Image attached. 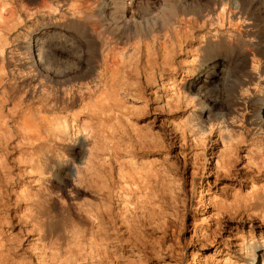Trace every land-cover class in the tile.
I'll use <instances>...</instances> for the list:
<instances>
[{
    "label": "rangeland",
    "instance_id": "obj_1",
    "mask_svg": "<svg viewBox=\"0 0 264 264\" xmlns=\"http://www.w3.org/2000/svg\"><path fill=\"white\" fill-rule=\"evenodd\" d=\"M223 1L0 0V264L245 263L241 237L264 238V160L248 152L264 149V0H239L238 15ZM61 28L84 68L33 87L35 67L15 66L29 45L14 39ZM100 44L105 81L82 100L67 83L89 75ZM216 62L225 79L201 89L234 118L203 133L211 105L195 78Z\"/></svg>",
    "mask_w": 264,
    "mask_h": 264
},
{
    "label": "bare ground",
    "instance_id": "obj_2",
    "mask_svg": "<svg viewBox=\"0 0 264 264\" xmlns=\"http://www.w3.org/2000/svg\"><path fill=\"white\" fill-rule=\"evenodd\" d=\"M163 1V0H162ZM176 1V0H175ZM172 2V0H168L167 3ZM225 4L229 5V9L230 12L234 13V14H240L242 13V5L239 2V0H224L223 1ZM161 3H166V2H161ZM214 3V2H213ZM112 4V2H111ZM110 4V5H111ZM221 6L223 5L222 2L220 3ZM170 5L171 4H167ZM165 6V5H164ZM173 6V5H172ZM176 6V5H175ZM185 6V5H184ZM226 6V5H224ZM166 8V6H165ZM170 8V7H169ZM168 11V9H167ZM172 11V9H171ZM175 12V11H172ZM169 12V13H172ZM165 13V12H164ZM161 14V13H160ZM159 14V15H160ZM176 14V13H175ZM178 14V13H177ZM233 14V15H234ZM162 15V14H161ZM165 15V14H164ZM179 15V14H178ZM201 15V14H200ZM236 15V16H237ZM158 16V15H157ZM181 16V15H180ZM241 16V15H240ZM155 17V16H154ZM147 18V17H146ZM151 18V17H150ZM158 17H156L157 19ZM204 18V17H203ZM236 18V17H235ZM121 19V20H120ZM118 21V25L122 26V29H130L131 27L136 28V27H140L145 21L141 20V19H131V20H126L124 18H120ZM144 19V18H143ZM148 19V18H147ZM146 19V21L148 22V20ZM159 19V18H158ZM157 21L159 22L160 20ZM181 19V18H180ZM188 19V18H187ZM111 20V19H110ZM154 20V19H153ZM182 20V19H181ZM186 20V19H184ZM238 20V19H237ZM241 20V19H239ZM167 21V19H166ZM202 21V20H201ZM245 21V18H242V22ZM199 21H196V19H189L186 21H183L182 24H184L185 26L189 27L192 24H197ZM225 22V21H224ZM238 22V21H237ZM113 23V21H112ZM156 23V21H155ZM201 23V22H200ZM209 23V22H208ZM240 23V22H239ZM115 24V22H114ZM202 25H205V22L202 21L201 23ZM151 25V24H150ZM156 26H158L156 24ZM144 27V26H143ZM146 28H148L146 26ZM145 28V29H146ZM62 29V28H61ZM168 29V28H167ZM185 29V28H184ZM132 30V29H131ZM140 30V28H139ZM143 30V28H142ZM187 32V30H186ZM237 32V31H236ZM94 33V32H93ZM189 33V32H188ZM215 33V31H214ZM221 33V32H220ZM247 33V32H246ZM207 34V33H206ZM211 34V33H210ZM209 34V35H210ZM228 34V33H227ZM20 35V34H19ZM71 35V34H70ZM214 35V34H213ZM232 35V33H231ZM234 35V33H233ZM241 35V33H239L238 31V36ZM21 36V35H20ZM97 36V35H96ZM188 37V34L186 35ZM242 36V35H241ZM240 36V37H241ZM185 37V36H184ZM227 40L229 39V36H226ZM244 37V36H243ZM249 37V36H248ZM13 38V37H12ZM71 38V37H70ZM97 38V37H96ZM208 38V37H207ZM235 38V37H234ZM21 39V40H20ZM18 38L14 39L15 43L14 47L19 48L20 49H25L26 45H29V49H30V58L28 60H26V58L24 57H19L15 58V51L14 48H11L12 50H14V52L9 51V55H10V59L14 56V58L16 59L15 62V66H21V67H26L25 65H32L35 67L36 72L38 73V75L40 76V78L36 79L34 78L33 80V87H37L38 84H40V79H47L48 81H54L57 79H64V78H68L70 75L74 74L75 72L82 70L83 67V56L81 54V50L79 52V50L74 49L73 44L70 42L69 39V31L66 29H62V30H57V31H53L51 33H47L46 35L44 34H38V33H32L31 31L29 33H27L25 36H23V38ZM235 40V39H234ZM13 41V40H12ZM138 41V40H137ZM237 41V40H236ZM235 41V42H236ZM101 42V41H100ZM139 42V41H138ZM201 42V41H200ZM213 42V41H212ZM218 42V41H217ZM12 44V42H11ZM105 44V42H104ZM217 44V43H216ZM222 44V43H221ZM75 45V44H74ZM139 45V44H138ZM135 45V48L138 49L140 47V45ZM145 45V43H144ZM143 45V46H144ZM228 45V44H227ZM104 46L105 45H99L98 46V52L100 55V59L96 62L95 65L92 66L89 75L85 78V79H73V80H69L67 85L69 84L70 86H77V92L76 95L83 100L82 96H83V92L88 90V86L90 84H94L96 86L100 85L101 83H104L105 81V71L106 69V60H107V53L105 55H103L104 53ZM147 46V45H146ZM201 46V45H200ZM215 47V46H214ZM245 47H247L244 51V53H249L252 54L255 52L256 49V44L255 41H253V39L249 40L247 42V44L245 45ZM109 48V47H108ZM202 48V47H201ZM10 49V50H11ZM135 49V50H136ZM198 49V48H197ZM200 49V48H199ZM17 50V53L18 51ZM218 50V48H217ZM108 51V49L106 50V52ZM26 52V51H25ZM136 53V52H135ZM134 55V54H133ZM246 56V55H244ZM238 57V56H237ZM238 59V58H237ZM256 59V58H255ZM207 60V59H206ZM13 61V60H12ZM106 61V62H105ZM258 61V60H257ZM254 62V61H253ZM89 63V62H88ZM255 63V62H254ZM202 64V63H201ZM92 65V64H91ZM259 66L261 69H264V61L260 60ZM86 67V66H85ZM91 67V66H90ZM257 67V66H256ZM18 68V67H17ZM87 68V67H86ZM206 68V67H205ZM224 68L223 65L219 62H216L214 64H212L209 68H207L204 72L199 73L197 75V77L195 78V82H201V84L197 87L196 90V94L194 95L196 97L197 100H203V101H208L210 102L211 107H209L208 111H203L201 113H198L201 115V120L199 121V123H195L194 127L196 126L197 128H199L200 130L203 131V133L206 132H212L213 128L216 126V131H217V127L222 126V128L224 130H229V126L232 124H230L229 120H232V118H228L226 117V114L222 113L219 111V109L217 110V105H218V100L216 99L215 95L212 93H206L202 91V87L205 86V84L209 83V82H214L210 79H212L213 77H216L217 75V79L220 81H223L225 79V74H224ZM15 69V68H13ZM23 71V70H22ZM13 72V71H12ZM107 72V71H106ZM216 72V73H215ZM19 73V72H18ZM251 73V72H250ZM15 74V73H14ZM216 74V75H215ZM227 74V73H226ZM253 74V73H252ZM4 75V74H3ZM12 75V73L10 74ZM36 75V74H35ZM255 75V74H253ZM258 75V74H257ZM18 76V75H17ZM22 76V75H21ZM76 76V75H75ZM259 76V75H258ZM227 77V76H226ZM9 78V77H8ZM27 78V77H26ZM25 78V79H26ZM243 78V77H242ZM5 79L2 78L0 80V84L2 83V81ZM83 80H85L86 82H84ZM260 80V79H259ZM43 81V80H42ZM5 82V81H4ZM216 82V80H215ZM66 83V81H65ZM223 83V82H222ZM27 84V83H26ZM49 85V84H48ZM64 85V84H63ZM85 85L87 86V88H83L82 86ZM193 84H191L190 87H188V89H190L192 87ZM58 86V85H57ZM84 86V87H85ZM91 86V85H90ZM55 87V86H54ZM195 87V86H194ZM239 87V86H238ZM4 88V87H3ZM2 88V89H3ZM52 88V87H51ZM58 88V87H57ZM61 88V87H60ZM68 88V87H67ZM90 88V87H89ZM241 88V87H240ZM249 88V87H248ZM36 89V88H35ZM48 89V88H47ZM54 89V88H53ZM66 89V88H65ZM94 89V88H93ZM251 89V88H250ZM4 90V89H3ZM27 90V89H26ZM37 90V89H36ZM68 90V89H67ZM244 90V89H243ZM34 91V90H33ZM32 91V92H33ZM41 91V90H40ZM65 91V90H64ZM89 91V90H88ZM94 91V90H93ZM240 91V90H239ZM245 91V90H244ZM247 91V90H246ZM8 91L6 92H2L3 95H6ZM36 92V91H34ZM42 92V91H41ZM47 92V91H46ZM51 92V91H50ZM53 92V91H52ZM73 92V91H72ZM91 92V91H89ZM241 92V91H240ZM248 92V91H247ZM9 93V92H8ZM24 93V92H23ZM55 93V92H54ZM85 93V92H84ZM242 93V92H241ZM41 94V93H39ZM48 94V93H47ZM53 94V93H52ZM57 94V93H56ZM62 94V93H61ZM64 94V93H63ZM43 95V94H42ZM45 95V94H44ZM43 95V96H44ZM67 95V94H66ZM72 95V94H71ZM89 95V94H88ZM91 95V94H90ZM240 95V94H239ZM49 96V95H46ZM52 96V95H51ZM63 97L65 95H62ZM73 96V95H72ZM85 96V95H84ZM87 96V95H86ZM40 97V96H38ZM45 97V96H44ZM62 97V98H63ZM88 97V96H87ZM92 97V96H91ZM49 98V97H48ZM255 98V97H254ZM262 98V97H261ZM4 99V98H3ZM41 99V98H40ZM60 99V98H59ZM77 99V98H76ZM79 99V98H78ZM42 100V99H41ZM49 100V99H48ZM51 100V99H50ZM62 100V99H61ZM43 103L47 104V99L43 100ZM52 103V102H51ZM220 103V102H219ZM62 104V103H61ZM208 104V103H207ZM41 105V104H40ZM51 105V104H50ZM207 109V108H206ZM222 111V110H221ZM224 111V110H223ZM256 112L259 116H262L264 119V101L260 102L259 105L256 108ZM213 113V116L211 117L210 115ZM236 116V115H235ZM200 118V117H199ZM242 119V118H241ZM189 125V124H187ZM193 126V125H192ZM192 129V128H191ZM221 128L219 127V130ZM186 130V129H184ZM194 130V129H193ZM231 130V129H230ZM191 131V130H190ZM226 131V132H227ZM233 131V130H232ZM228 133V132H227ZM242 136V135H241ZM240 136V137H241ZM224 137V136H222ZM231 137L233 138V136L229 135L227 137V139H231ZM251 140V139H250ZM261 142V141H260ZM262 146V143H258V142H254L251 143L249 146V150L248 152L251 153L253 156L255 155L257 158L263 159L264 160V149ZM251 147V148H250ZM252 147H254L255 150H252ZM79 151L84 149L82 144H79L78 146ZM247 152V154H248ZM249 155V154H248ZM41 213V212H39ZM43 214V213H42ZM41 215V214H40ZM41 217V216H40ZM72 228V227H71ZM70 228V229H71ZM71 232V231H70ZM74 238V237H73ZM264 247V246H263ZM251 251V250H250ZM243 262H245L244 264H264V249H255L252 250L250 252L249 255H246L243 257Z\"/></svg>",
    "mask_w": 264,
    "mask_h": 264
},
{
    "label": "clouds",
    "instance_id": "obj_3",
    "mask_svg": "<svg viewBox=\"0 0 264 264\" xmlns=\"http://www.w3.org/2000/svg\"><path fill=\"white\" fill-rule=\"evenodd\" d=\"M258 242L262 246H264V238H259L258 241L254 234L251 235L245 234L241 237L240 247L245 253H247L249 250L252 251L253 245L257 244Z\"/></svg>",
    "mask_w": 264,
    "mask_h": 264
}]
</instances>
